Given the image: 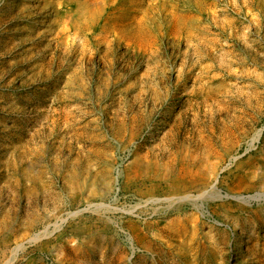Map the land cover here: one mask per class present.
<instances>
[{"label":"rangeland","instance_id":"1","mask_svg":"<svg viewBox=\"0 0 264 264\" xmlns=\"http://www.w3.org/2000/svg\"><path fill=\"white\" fill-rule=\"evenodd\" d=\"M19 242L264 264V0H0V264Z\"/></svg>","mask_w":264,"mask_h":264},{"label":"bare ground","instance_id":"2","mask_svg":"<svg viewBox=\"0 0 264 264\" xmlns=\"http://www.w3.org/2000/svg\"><path fill=\"white\" fill-rule=\"evenodd\" d=\"M51 15V12H50V10H48L45 14H44V19L41 17V18H38V19H36L37 21H35V23H34V26H36V25H39L40 23H43L44 21H46V19L45 18H47V17H49ZM38 28V27H37ZM262 133H263V130H260V131H258L256 134H255V139L257 140V139H259V137L262 135ZM213 176H215V175H213ZM217 182H218V178H215V179H213V182H212V186H213V188H216L217 187ZM175 192H179V191H175ZM190 195V194H189ZM189 195L187 196V195H185V196H183V195H175V199L177 198V199H184V198H188L189 197ZM233 196V195H232ZM172 197V198H173ZM155 198V197H154ZM159 199H161V200H164V199H166V198H156L155 200L157 201V200H159ZM203 214L205 215L206 213L205 212H203ZM40 237H42V235H36L33 239H32V241H36V240H38V239H40ZM25 249V244H24V242H19V243H17V244H15V246H14V248L12 249V254H11V256H10V258H9V260H8V262H7V264H13L15 261H16V259L18 258V256L20 255V253H21V251L22 250H24Z\"/></svg>","mask_w":264,"mask_h":264}]
</instances>
